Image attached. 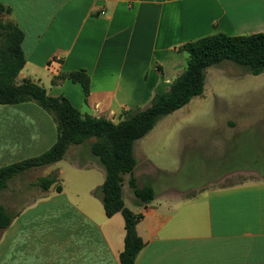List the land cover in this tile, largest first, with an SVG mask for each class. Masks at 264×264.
Returning a JSON list of instances; mask_svg holds the SVG:
<instances>
[{
	"label": "crops",
	"instance_id": "obj_1",
	"mask_svg": "<svg viewBox=\"0 0 264 264\" xmlns=\"http://www.w3.org/2000/svg\"><path fill=\"white\" fill-rule=\"evenodd\" d=\"M0 4L11 8L5 17L25 36L26 65L18 81L37 83L50 96L67 98L82 114L112 122L119 120L122 110L151 105L162 83L158 66L164 82L172 83L183 73L188 56L179 46L218 33H264V0H0ZM80 70L91 80L88 97L80 84L68 79L53 82L58 75ZM255 119L245 122H264ZM242 120L234 117L226 124L230 128L233 123V139L241 133ZM57 139L55 118L36 102L0 105V168L46 153ZM137 142V186H151L155 199L141 205L126 176L125 206L141 216L137 233L145 243L136 264H264V175L257 168L248 170L260 179L236 181L243 170L239 167L210 187L179 188L159 181L170 175L167 169L148 157L140 162ZM223 147L219 142L220 155L228 151ZM52 167L62 190L21 202L26 205L0 235V264H121L124 217L121 213L108 217L95 195L106 181L101 161L90 148L78 146Z\"/></svg>",
	"mask_w": 264,
	"mask_h": 264
},
{
	"label": "trees",
	"instance_id": "obj_2",
	"mask_svg": "<svg viewBox=\"0 0 264 264\" xmlns=\"http://www.w3.org/2000/svg\"><path fill=\"white\" fill-rule=\"evenodd\" d=\"M11 8L0 4V105H18L36 102L49 112L58 125V139L46 153L0 168V191L17 174L39 166L62 161L70 147L83 144L90 138L96 142L91 146L106 170V181L95 192L104 204L108 217L121 213L125 220V248L120 255L121 264H136L138 255L145 247L137 233L141 219L125 206L123 186L129 176V187L141 205L155 199L151 186L139 188L135 178L137 161L134 153L135 143L151 132L164 117L187 105L195 97L203 95L207 69L223 61H231L243 67L252 75L264 73V33L230 36L218 33L179 46V51L188 56L183 73L170 86L165 84L163 70L162 83L157 88L151 105L146 109L128 110L126 117L114 124L106 118H96L82 114L65 97L50 96L45 88L32 81L15 84V80L26 65L23 51L24 33L15 24L4 22ZM70 80L80 84L85 96L90 94L91 80L85 70L61 74L53 82ZM46 189L57 183L54 178L43 180ZM62 187L57 185V191ZM12 218L0 205V231L6 230Z\"/></svg>",
	"mask_w": 264,
	"mask_h": 264
},
{
	"label": "rangeland",
	"instance_id": "obj_3",
	"mask_svg": "<svg viewBox=\"0 0 264 264\" xmlns=\"http://www.w3.org/2000/svg\"><path fill=\"white\" fill-rule=\"evenodd\" d=\"M3 21L11 22L6 17ZM18 80L17 77L15 84L23 83ZM128 112L122 110L119 120L113 123H119ZM234 117L243 119V123L234 124L241 127V133L233 139V123L228 124L230 128L226 124ZM245 118L264 121V73L252 75L234 62L223 61L207 69L203 95L160 120L150 136L137 142L136 152L140 162L148 157L171 172L159 181H169L179 188L210 187L219 177L239 167L243 170L237 172L240 175L236 181L260 179L257 172L248 169L257 168L264 175V122L247 123ZM95 142V138H90L78 146L91 149ZM219 142L228 150L224 155H220ZM54 164L23 171L0 191V205L12 219L26 205L22 201L32 202L57 191L60 181ZM51 178L57 183L46 189L42 182Z\"/></svg>",
	"mask_w": 264,
	"mask_h": 264
}]
</instances>
